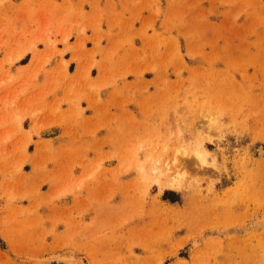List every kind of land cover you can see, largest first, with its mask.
Wrapping results in <instances>:
<instances>
[{"label": "rangeland", "instance_id": "374dc122", "mask_svg": "<svg viewBox=\"0 0 264 264\" xmlns=\"http://www.w3.org/2000/svg\"><path fill=\"white\" fill-rule=\"evenodd\" d=\"M0 264H264V0H0Z\"/></svg>", "mask_w": 264, "mask_h": 264}, {"label": "bare ground", "instance_id": "6f19581e", "mask_svg": "<svg viewBox=\"0 0 264 264\" xmlns=\"http://www.w3.org/2000/svg\"><path fill=\"white\" fill-rule=\"evenodd\" d=\"M167 183L171 186H176V182L174 179H167Z\"/></svg>", "mask_w": 264, "mask_h": 264}, {"label": "crops", "instance_id": "0c3cea01", "mask_svg": "<svg viewBox=\"0 0 264 264\" xmlns=\"http://www.w3.org/2000/svg\"><path fill=\"white\" fill-rule=\"evenodd\" d=\"M20 58H21V57H20ZM18 59H19V58H18ZM15 60H16V59H15ZM29 62H30V60H29L27 63H29ZM27 63H26V64H27ZM24 65H25V64H24ZM158 91H159V90L157 89V91H155V94H157ZM140 103H142V102L137 103V104H138V107H139V108H142L144 105H142V104H140Z\"/></svg>", "mask_w": 264, "mask_h": 264}]
</instances>
